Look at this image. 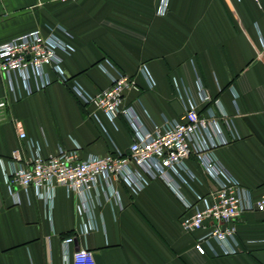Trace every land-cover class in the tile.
<instances>
[{"label":"crops","instance_id":"obj_1","mask_svg":"<svg viewBox=\"0 0 264 264\" xmlns=\"http://www.w3.org/2000/svg\"><path fill=\"white\" fill-rule=\"evenodd\" d=\"M0 0V44L33 30L51 33L75 47L59 51L68 83L58 80L27 93L19 84L12 92L0 70V157L15 149L26 157L32 145L43 155L59 147L77 149L81 157L128 151L132 130L124 117L113 123L100 109L83 104L72 91L79 83L97 94L112 84L101 67L112 61L129 74L136 88L128 91L132 106L152 128L166 119H180L186 91L207 114L200 84L219 99L234 123L237 138L223 123L231 142L215 148L224 167L254 198L264 193V0ZM146 66L155 84L141 71ZM20 123L24 133L17 129ZM186 163L195 179L182 183L195 201L216 183L201 168L195 154ZM1 173V171H0ZM118 197L101 193L93 220L77 211L79 197L63 186L52 204L31 192L29 201L14 199L0 176V264H73L78 248L93 251L97 264H264V212L250 211L237 221L238 251L219 255L196 249L204 231L187 233L181 219L187 209L170 187L155 179L133 192L115 182ZM93 228L83 231L85 224ZM74 232L66 250L63 241Z\"/></svg>","mask_w":264,"mask_h":264},{"label":"built area","instance_id":"obj_2","mask_svg":"<svg viewBox=\"0 0 264 264\" xmlns=\"http://www.w3.org/2000/svg\"><path fill=\"white\" fill-rule=\"evenodd\" d=\"M68 3L76 0H56ZM259 1V0H256ZM167 0H163L160 10L164 12ZM59 51L70 53L75 47L54 33L44 35L33 30L0 44V70L6 77L10 89L16 93L22 84L27 93L45 89L53 83L49 68L63 83L69 82L62 68ZM108 67L101 63L111 79V86L97 94H91L79 83L72 91L85 105L102 110L115 123L124 117L129 124L133 141L128 151L117 149L107 155L90 154L81 157L77 149L59 147L57 153L43 155L38 145H32L31 152L24 156L21 150L12 151L9 159L0 157V176L9 189L14 202L22 203L21 192L30 201L31 192L47 205L52 204L55 190L63 186L68 192L78 195V213L92 219L97 197L105 193L109 198L118 197L115 182L121 181L135 193L155 179L165 182L187 209L181 219V227L187 233L203 230L198 237L196 249L206 254L209 249L219 255L213 245L218 243L222 253L238 251L237 221L250 211L264 212V193L254 198L251 191L241 185L218 160L215 148L231 142L224 133L223 124L237 138L234 123L228 116L219 99H214L200 84L198 96L202 103H214L219 111L210 107L207 114L200 112L199 103L191 91L184 97V113L180 119H166L162 125L148 128L136 110L125 105L126 93L136 88L135 80L112 61ZM141 71L152 87L155 82L144 65ZM6 101L0 99V107ZM223 123V124H222ZM21 138L24 133L17 123ZM195 154L201 168L216 183V189L206 195L197 194L195 201L188 199L182 191V183L195 179L186 160ZM93 220V219H92ZM92 225L85 224L83 231L88 233ZM75 241L70 235L63 241L68 247ZM73 264H97L94 253L88 248H78L73 253Z\"/></svg>","mask_w":264,"mask_h":264},{"label":"trees","instance_id":"obj_3","mask_svg":"<svg viewBox=\"0 0 264 264\" xmlns=\"http://www.w3.org/2000/svg\"><path fill=\"white\" fill-rule=\"evenodd\" d=\"M74 234V232H72L70 235Z\"/></svg>","mask_w":264,"mask_h":264}]
</instances>
